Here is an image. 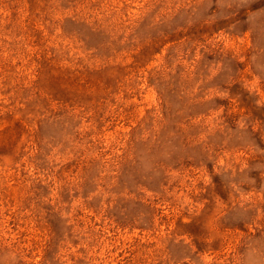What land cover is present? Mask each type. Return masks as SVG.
I'll return each mask as SVG.
<instances>
[{
	"label": "rangeland",
	"instance_id": "374dc122",
	"mask_svg": "<svg viewBox=\"0 0 264 264\" xmlns=\"http://www.w3.org/2000/svg\"><path fill=\"white\" fill-rule=\"evenodd\" d=\"M0 264H264V0H0Z\"/></svg>",
	"mask_w": 264,
	"mask_h": 264
}]
</instances>
